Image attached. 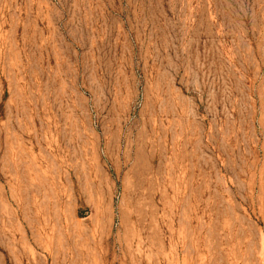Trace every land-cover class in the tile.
<instances>
[{
    "label": "rangeland",
    "instance_id": "1",
    "mask_svg": "<svg viewBox=\"0 0 264 264\" xmlns=\"http://www.w3.org/2000/svg\"><path fill=\"white\" fill-rule=\"evenodd\" d=\"M0 264H264V0H0Z\"/></svg>",
    "mask_w": 264,
    "mask_h": 264
}]
</instances>
